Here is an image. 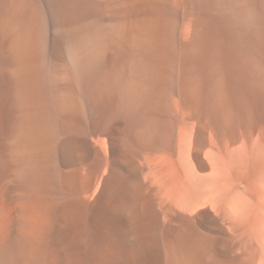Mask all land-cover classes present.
<instances>
[{"label": "bare ground", "instance_id": "1", "mask_svg": "<svg viewBox=\"0 0 264 264\" xmlns=\"http://www.w3.org/2000/svg\"><path fill=\"white\" fill-rule=\"evenodd\" d=\"M0 264H264V0H0Z\"/></svg>", "mask_w": 264, "mask_h": 264}]
</instances>
